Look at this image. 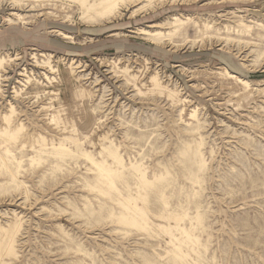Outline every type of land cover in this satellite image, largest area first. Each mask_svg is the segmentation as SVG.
I'll return each mask as SVG.
<instances>
[{"label": "rangeland", "instance_id": "1", "mask_svg": "<svg viewBox=\"0 0 264 264\" xmlns=\"http://www.w3.org/2000/svg\"><path fill=\"white\" fill-rule=\"evenodd\" d=\"M0 59V264H264V0H0Z\"/></svg>", "mask_w": 264, "mask_h": 264}, {"label": "bare ground", "instance_id": "2", "mask_svg": "<svg viewBox=\"0 0 264 264\" xmlns=\"http://www.w3.org/2000/svg\"><path fill=\"white\" fill-rule=\"evenodd\" d=\"M46 63V62H45ZM1 64H2V60L0 59V67H1ZM154 83V82H153Z\"/></svg>", "mask_w": 264, "mask_h": 264}]
</instances>
